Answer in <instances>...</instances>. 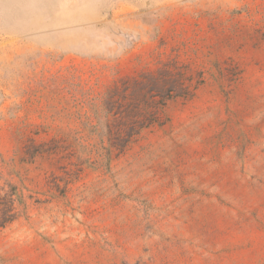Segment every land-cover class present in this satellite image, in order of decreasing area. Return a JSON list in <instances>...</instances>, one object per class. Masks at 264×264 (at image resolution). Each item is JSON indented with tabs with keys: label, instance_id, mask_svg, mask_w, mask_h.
Wrapping results in <instances>:
<instances>
[{
	"label": "rangeland",
	"instance_id": "obj_1",
	"mask_svg": "<svg viewBox=\"0 0 264 264\" xmlns=\"http://www.w3.org/2000/svg\"><path fill=\"white\" fill-rule=\"evenodd\" d=\"M11 209L0 264H264V0H0Z\"/></svg>",
	"mask_w": 264,
	"mask_h": 264
},
{
	"label": "trees",
	"instance_id": "obj_2",
	"mask_svg": "<svg viewBox=\"0 0 264 264\" xmlns=\"http://www.w3.org/2000/svg\"><path fill=\"white\" fill-rule=\"evenodd\" d=\"M154 96L155 95H153V97ZM175 96H170L169 98H173ZM155 110H156V107H155ZM155 113L156 112H153L152 115L155 116ZM144 128H146V126H139L138 129H136L134 133L140 132ZM129 143H130L129 140H125V141H122L120 144L119 143L113 144V145H111V147H113L116 150H118V152H122L126 147H128ZM9 213L10 214H8V216H6V220L3 219V220L0 221V228L4 227L7 223L12 222L16 218V215H15V213H13L12 209L10 210Z\"/></svg>",
	"mask_w": 264,
	"mask_h": 264
}]
</instances>
